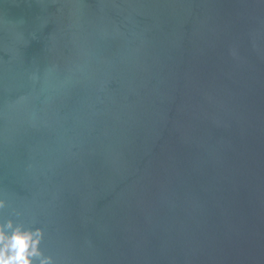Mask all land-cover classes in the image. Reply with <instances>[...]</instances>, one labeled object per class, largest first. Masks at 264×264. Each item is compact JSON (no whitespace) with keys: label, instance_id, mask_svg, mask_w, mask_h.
<instances>
[{"label":"water","instance_id":"obj_1","mask_svg":"<svg viewBox=\"0 0 264 264\" xmlns=\"http://www.w3.org/2000/svg\"><path fill=\"white\" fill-rule=\"evenodd\" d=\"M0 201L53 264H264V0H0Z\"/></svg>","mask_w":264,"mask_h":264},{"label":"clouds","instance_id":"obj_2","mask_svg":"<svg viewBox=\"0 0 264 264\" xmlns=\"http://www.w3.org/2000/svg\"><path fill=\"white\" fill-rule=\"evenodd\" d=\"M4 207L0 201V209ZM42 232L12 220L0 222V264H53L39 249Z\"/></svg>","mask_w":264,"mask_h":264}]
</instances>
